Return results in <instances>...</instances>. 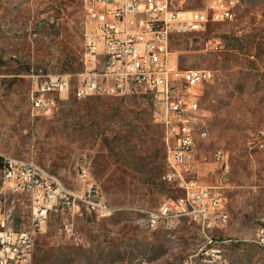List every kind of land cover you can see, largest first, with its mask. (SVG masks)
<instances>
[{"label":"rangeland","instance_id":"1","mask_svg":"<svg viewBox=\"0 0 264 264\" xmlns=\"http://www.w3.org/2000/svg\"><path fill=\"white\" fill-rule=\"evenodd\" d=\"M173 2L192 10L211 0ZM234 14L171 38L181 70L213 73L198 90L208 136L196 143V177L222 187L229 219L206 237L183 222L167 231L140 221V210L183 194L164 179L167 148L151 95L75 97L84 70L83 0H0V154L35 162L76 191L85 166L114 209L108 218L52 215L29 264H264V0H237ZM56 74L73 75L68 98L50 117L33 114L32 92ZM0 201L13 227L25 230L27 197L1 174Z\"/></svg>","mask_w":264,"mask_h":264},{"label":"built area","instance_id":"2","mask_svg":"<svg viewBox=\"0 0 264 264\" xmlns=\"http://www.w3.org/2000/svg\"><path fill=\"white\" fill-rule=\"evenodd\" d=\"M86 11L84 70L77 75L75 97L100 94L151 95L154 118L164 130L169 183H178L183 194L165 199L159 207L140 210L143 225L151 230L171 231L181 222L197 226L203 235L229 219L223 209L220 186H206L196 177L198 90L213 81L207 69L181 70L173 58V34L204 31L209 24L233 19L237 0H211L200 9L174 6L173 0H83ZM71 74L47 75L31 94L32 113L52 116L72 87ZM264 135V134H263ZM221 159V153H218ZM3 184L13 193L24 194L30 207L28 226L17 230L11 211L0 201V264H29L37 234L56 214L93 215L108 218L114 209L98 182L80 166V191L67 188L62 180L35 162L0 154ZM65 228L69 223L65 219ZM264 240H262L263 242Z\"/></svg>","mask_w":264,"mask_h":264},{"label":"bare ground","instance_id":"3","mask_svg":"<svg viewBox=\"0 0 264 264\" xmlns=\"http://www.w3.org/2000/svg\"><path fill=\"white\" fill-rule=\"evenodd\" d=\"M197 105H200L199 104V92L197 96ZM199 112H200V108H198V121H201L202 116ZM196 134L206 135V137L208 136V132L205 131L204 123H202V121L200 124L196 126ZM199 139H200V136H192V143L196 144ZM226 223H227V218H219V224L224 225Z\"/></svg>","mask_w":264,"mask_h":264},{"label":"crops","instance_id":"4","mask_svg":"<svg viewBox=\"0 0 264 264\" xmlns=\"http://www.w3.org/2000/svg\"><path fill=\"white\" fill-rule=\"evenodd\" d=\"M224 225H225V224H224ZM219 226H223V225L219 224Z\"/></svg>","mask_w":264,"mask_h":264}]
</instances>
